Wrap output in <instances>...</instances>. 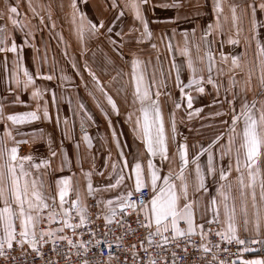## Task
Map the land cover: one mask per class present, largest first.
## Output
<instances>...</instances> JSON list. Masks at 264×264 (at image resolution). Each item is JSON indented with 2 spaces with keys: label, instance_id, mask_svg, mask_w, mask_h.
<instances>
[{
  "label": "snow or ice",
  "instance_id": "1",
  "mask_svg": "<svg viewBox=\"0 0 264 264\" xmlns=\"http://www.w3.org/2000/svg\"><path fill=\"white\" fill-rule=\"evenodd\" d=\"M208 2L205 0V3ZM27 3L32 16H39V23L43 25L45 18L38 11L43 6L34 4L33 0H27ZM80 3L87 5L89 0H80ZM210 3L215 20L207 25L200 37L204 45L203 55H200L201 45L197 43L193 45L196 49L193 58L188 31L180 33L184 37V46L173 49L171 39L177 34L173 28L166 46L169 52L179 51L180 56L185 58L183 64H178L173 58L168 73L160 70L158 80L155 68L149 76L141 60H131L130 83L135 110L127 115L126 121L132 124L135 138L144 146L148 157L146 166L140 157L129 164L124 151L126 143L122 144L113 128L111 137L118 160L112 159L109 148L101 169L96 168V157L93 156L90 170L84 171L77 155L76 163L86 180V188L81 187L79 180L75 179L76 173L71 171L72 161L63 147V140L59 152L52 148L53 140H47V158L32 153L19 154V146L29 141L16 140L7 122L13 126L30 125L41 120L52 122L53 117L45 99L49 90L37 87L35 81H51L53 76L43 75L38 69L35 75L30 72L23 63L15 40L10 46L5 43L11 37L7 25H0V53L15 54L11 68L7 56L2 62L6 75L5 91L14 97L10 103L28 107L21 100V93L30 89H34L31 100L35 103L32 110L5 115L7 96L0 97V122L5 125L0 134V264H36L37 260L40 264H61V260L64 264H72L73 256L79 264H264V259H243V254L255 251L252 245L264 247V100L254 99L250 102L243 98L237 110L236 100L240 93L234 91L239 83L236 79L239 71L244 74L246 85L256 75L264 93V0H210ZM19 4L20 0L15 5L7 4L5 0L4 10H0V20L7 18L12 26L23 30L28 24L18 18L21 15ZM183 6L182 0H103L104 11L114 10L116 13L106 26L102 18L98 17L95 22L89 19L87 13L80 10L77 0L71 3L78 37L83 40L86 34L90 37L103 35L121 58V50L129 43L124 40L125 35L139 33L135 41L137 44L151 40L150 23L161 21L150 20L148 12L154 16L157 9L179 10ZM128 13L133 15L139 27L130 28L127 33L114 31L116 22ZM48 19L51 20L50 12ZM179 19L177 15L166 22L177 23ZM184 19L188 20L189 17L185 16ZM245 21L247 28L244 27ZM225 25L229 26L227 32ZM55 26L53 22L51 27ZM26 35H32L31 29ZM191 35H196L195 28L191 30ZM210 36L214 39L209 40ZM224 36L226 40L220 39ZM114 37H118L119 41ZM242 40L245 45L243 52L223 51L225 43L239 47ZM217 42L220 45L219 60L214 53ZM151 47L155 49L156 45L152 44ZM253 48V58L249 59L247 53ZM148 63L150 65L151 61ZM185 65L191 74L187 83L181 79ZM220 65L227 66V72ZM205 71L206 78L203 75ZM90 75L97 88L104 93L111 111L119 116L116 101L104 91L95 75ZM221 76H228L227 87L224 88L225 100L219 99L221 84L218 78ZM170 79L180 92V100L174 102L170 113L173 143H177V136L180 135L175 117L182 102H186L188 119L204 111L203 108H193L196 99L191 94L193 89L203 95L205 85H211L216 93L212 106L224 102L229 104L232 115L227 141L220 145L216 153L213 148L223 139V134L207 147L201 146L191 159L187 137H184L185 142L177 143L175 151L169 155L168 129L160 98L162 95L172 98L171 92L162 91L168 87ZM121 91L124 89L121 88ZM229 94L232 95L230 100L227 99ZM51 96L55 103V92ZM81 110H84V105L78 104L77 111ZM104 115L108 117L109 113L105 111ZM222 115L226 113L217 111L210 114L212 117ZM88 119L91 120V116ZM222 123L226 124L227 121ZM55 124L57 127L61 124L58 113ZM63 124L64 139H71L67 118ZM109 127H112L110 119ZM81 130L82 141L91 149L93 142L84 130L83 120ZM16 135H30L33 144L43 140L42 129L31 133L18 130ZM9 141L12 146H9ZM74 147L79 154L80 142L74 141ZM205 154L206 163L202 165L200 158ZM58 155L61 156L59 171L67 168L71 175L61 176L49 184L44 177L49 174L47 170L51 169V160ZM156 158L159 165L154 163ZM225 159L227 164H224ZM164 164L168 165V171L161 175ZM109 168L111 171L105 177ZM233 172L236 175L230 179ZM93 175L104 177L109 182L94 186ZM127 181H131V187ZM209 182L215 187V194L211 193ZM120 188L124 190L118 191L114 197L100 195ZM88 198H92L94 203L89 205ZM91 207L97 211L92 213ZM241 230L248 234L245 238H241ZM212 237L216 238L215 241ZM232 244L238 246L237 253L229 252L228 246ZM46 246L49 247L47 254L44 251ZM105 250L109 255L102 259ZM17 252L18 255L15 254ZM89 253L93 254L89 256ZM223 254L235 255L236 259H221Z\"/></svg>",
  "mask_w": 264,
  "mask_h": 264
},
{
  "label": "crops",
  "instance_id": "2",
  "mask_svg": "<svg viewBox=\"0 0 264 264\" xmlns=\"http://www.w3.org/2000/svg\"><path fill=\"white\" fill-rule=\"evenodd\" d=\"M11 1V0H8ZM71 1V0H70ZM5 3V0H2ZM171 2V0H167ZM184 6L179 9H169L161 10L157 9L155 15L151 12H148L150 20L159 19V23H150V30L152 31L151 40H145L143 43L137 44L136 38L139 35L137 32H133L130 36L125 35L124 40L129 41L126 43L121 50L123 53V58L120 55H117L113 51V46L108 42L107 38L103 35L99 37L85 35V38L81 40L76 31V24L73 23V9L70 7L69 2L67 1L68 6L66 8L58 9V17L54 19L55 28H52L51 25L47 28L50 35H52L55 43L48 44L47 46L35 45L28 50L25 46L19 48L20 54L23 57V63L30 70L37 71V69L44 73L48 68L52 69L51 75L53 79L47 84H51V91L45 94V99L48 101L49 112L53 117V121H37L30 125L22 126H13L11 122H7L8 128L11 130L13 136L16 140L26 139L29 141L27 144H21L19 146V154L27 155L29 153L34 154L37 157L47 158L49 156V149L47 147V140L51 138L53 140L52 148L57 152L60 151V142L63 140V147L66 150L71 164V171L76 173L75 179L79 180V183L82 188H86V180L80 174V167L77 165V155L80 157V164L82 165L84 171H88L91 168V157L95 156L96 168L99 170L105 163V158L108 155V149H111L112 159L118 160L117 149L115 144L112 142L111 133L113 128L120 136L122 144L126 143L124 148L125 154L127 155L129 164L133 162V159L136 157L141 158L142 164L146 166L147 155L145 153L144 146L135 138V134L132 130V124L126 121V117L130 112H134L135 108L132 104V85L130 83V75L132 72L131 60L133 58L139 59L143 62L142 67H144L150 76L153 68L157 70L156 76L157 79H160L159 72L163 70L165 74L168 73L170 69V64L173 58H175L178 64H183L185 58L180 56L178 50L169 52L167 44L169 40L168 36L171 35L172 29H176V35L172 37L171 44L173 49L177 47L184 46V37L180 33L184 31L189 32V48L193 58L196 56V49L193 47L194 44L199 43L201 45L200 55H203V42L200 37L203 30L207 27L209 23H213L215 16L211 11L210 0L208 3H205V0H190V2H184ZM239 2V0H238ZM9 4V2H7ZM95 6H89L84 9L83 12L87 13L89 19L94 22L99 18H102L107 23L112 20L115 16L114 10L104 11L103 9V0H96ZM88 4L92 5V0ZM2 5V4H1ZM202 5V7H201ZM81 10V6L79 7ZM225 11L227 12V6H225ZM24 14L26 15L25 11ZM179 15L180 19L177 23L166 22L169 18H174ZM189 17L188 20H185L184 17ZM24 15H20V18H23ZM78 22V21H77ZM51 23V24H52ZM139 27L136 23L133 15L128 13L121 20L117 21L114 27V31H121L127 33L130 28ZM228 25H225V32L228 30ZM244 27L247 28V21L244 22ZM196 29V35H191V30ZM36 34V31L34 33ZM43 31H40L41 36L44 35ZM56 34H59L64 41L69 54L59 46L58 41L56 40ZM119 41L118 37H114ZM209 40L214 39V37H208ZM220 39H225L226 36L220 37ZM135 44V45H133ZM152 44L156 45V48L151 47ZM58 46V47H57ZM245 45L240 44L239 47H233L225 43L223 51L225 53L230 52H243ZM219 51L220 45L217 42L214 45V53L217 60H219ZM64 56H61L62 54ZM253 49H249L247 55L248 58H253ZM46 57V59H45ZM73 65L75 71L67 66L65 58ZM159 57V61H157ZM65 60V61H64ZM11 61L9 60V68H11ZM149 61L151 64L149 65ZM225 68L227 72V66L220 65ZM197 67H200L197 64ZM66 69L63 71V69ZM58 69V70H56ZM30 71V72H32ZM62 71V72H61ZM66 72V73H65ZM33 73V72H32ZM93 73L95 77L100 81L109 95L117 103V107L120 110V115L117 116L111 111L110 106L107 104V100L104 96V93L97 88L93 76L90 75ZM34 74V73H33ZM78 74V75H76ZM205 78L207 77V72L203 73ZM66 77V79H65ZM115 78V79H114ZM181 79L184 83H187L191 79V74L186 68V65L181 71ZM236 79L239 83L236 85L234 91L240 93V97L236 100V108L239 110L241 99L246 98L248 101L252 100H264V93L261 92L258 80L256 75H253L250 84H245V76L243 73L237 71ZM54 80V81H53ZM38 81V80H37ZM228 76H221L218 78V82L221 84L220 89V100H225L224 88L227 87ZM63 85H68L66 88ZM6 88V75L3 69V75L0 78V97L7 96L6 106L4 108L5 115L22 113L24 111L32 110L35 108V103L31 100V91H25L21 93V100L28 105L25 107L23 105H11V101L14 99L12 95L5 91ZM121 88L124 91H121ZM2 90V91H1ZM162 91L171 92L172 98L169 99L167 96H161V105L164 114L165 126L168 129L169 136V155H171L177 146V143L185 142L184 137H187L186 143L189 146V159L199 151L200 147H207L217 136L223 134V139H221L213 148V152L216 153V150L222 144H226L228 136V128L231 125V108L227 102L222 104L217 103L216 106H212L213 100L216 98L215 90L211 85H205V93L203 95L197 94L194 89L192 90V95L196 97L194 100L193 108H203L204 111L201 112L198 116H194L192 119H188L186 109V102H182V107L176 112V123L177 130L180 135L177 136V143L171 141V131H170V113L173 111L174 102L180 100V92L174 86L172 80H168V87ZM187 91V90H186ZM55 92L56 102L53 103L51 93ZM227 99H232V95L229 94ZM34 105L29 107L30 105ZM78 104L84 105V110L77 111ZM103 109V111H102ZM107 111L109 116L106 117L104 112ZM217 111H222L226 115L212 117L210 114H214ZM85 112L87 115H85ZM59 114L61 124L59 127L55 124V117ZM88 116H91V120L88 119ZM67 118L69 121L68 129L71 130V139H64L63 132L65 126L63 120ZM109 119L111 120L112 127H109ZM135 119V116H133ZM84 122V130L90 135L93 147L88 149L87 146L82 141V130H81V121ZM222 121H227V123H222ZM4 122H0V134L4 131ZM242 126V125H241ZM43 130V140L39 141L36 144L32 143V137L30 135L18 136L16 135L17 131H22L24 133H31L35 130ZM74 141L80 142L79 154L74 147ZM9 146H12V143L9 141ZM33 144V150H31V145ZM141 154H143L141 156ZM207 155L201 156L200 162L202 165L206 163ZM227 159L224 160V164H227ZM154 163L159 165V160L156 158ZM178 163V158H177ZM61 165V156L51 160V169H48V175L44 179L49 183L53 184L55 179L61 176L71 175L67 170L59 171ZM192 165H189V170H191ZM41 171H45L41 169ZM111 169L109 168L105 172V177ZM168 171V165H163V171L161 175L166 174ZM236 173L233 172L230 179H234ZM92 182L94 186L108 183L104 177L93 175ZM210 183V191L212 194H215V187ZM129 187H131V181H127ZM123 188H120L116 191L110 193H101L105 198L114 197L117 195L118 191H123ZM86 194V193H85ZM92 198H88L87 203L90 205ZM248 234L244 233L242 230L240 232L241 238H245ZM261 247V246H260ZM261 250L247 259H264V247L260 248Z\"/></svg>",
  "mask_w": 264,
  "mask_h": 264
},
{
  "label": "rangeland",
  "instance_id": "3",
  "mask_svg": "<svg viewBox=\"0 0 264 264\" xmlns=\"http://www.w3.org/2000/svg\"><path fill=\"white\" fill-rule=\"evenodd\" d=\"M67 1L69 2L68 4H70V7H71L72 0L71 1L70 0H33L34 4H39V5L43 6L42 10H40L38 8V11H40V15L44 16V18H45L44 24L41 25L39 23V16L33 17L31 12L29 11L27 0H20L19 11H20V14L22 13V15H24V17L20 18V16H19L18 18L21 21H23L25 24H28V27L21 30L19 27L12 26L7 18L0 20V25H7L8 31L11 33L10 39L7 40L5 43L10 46L12 40L14 39L18 45V51H20L19 48L24 47V46L28 50H30L34 45H35V47H38V45H36V43H38L39 45H44V46H47L48 44L52 45V43H55V41L52 38V35H50L47 28L51 25L52 21H54V19L59 16V14L57 13L58 12L57 10L61 9V7L66 8V6H68V5H66ZM89 1H91V0H89ZM95 1L96 0H92V5L91 4L85 5L83 3H80V0H77L78 6L79 7L81 6V11H84L85 8H87V10H89L90 9L89 6H95L96 5ZM7 2H9V5H15L17 3V0H11V1L7 0ZM49 5H50V7H49ZM4 6H5V3L2 2V0H0V10H4ZM24 11H25L26 15L24 14ZM49 12L51 13V20L48 19V13ZM29 29H31V31H32L31 36L26 35V33L29 31ZM43 30H44V33H46V34H44L46 36L38 35V33L40 34V31H43ZM35 31H36L37 35L34 34ZM55 36H56V40L59 43V46L60 47L62 46V48L69 54L67 47H66L64 41L62 40V37L59 34H56ZM133 45H135V44H133ZM60 53L62 54V52H60ZM14 55L15 54L10 53V52L9 53H0V78L3 75V63L2 62L5 58V56H7L8 61H9V60L14 59ZM61 56H64V55L62 54ZM64 58L66 60L67 66L69 68H71L73 71H75L73 65L70 64V62L66 59V57H64ZM28 69H29V71H32V70H30V68H28ZM56 70H58V69H56ZM65 70L66 69L64 68L63 71H65ZM32 72L35 75L36 71L33 70ZM51 73H52V69L48 68L44 71V73H41V74L51 75ZM76 75H78V74H76ZM37 80L35 81L37 87H39L41 89H48L49 91H51V89H50L51 84H47V82H50L49 80H44V79H37ZM63 86L66 88L68 85H63ZM30 90H34V89H30ZM29 105H30L29 107L34 106L31 104H29ZM31 146H32L31 150L34 151L32 149L33 144Z\"/></svg>",
  "mask_w": 264,
  "mask_h": 264
},
{
  "label": "built area",
  "instance_id": "4",
  "mask_svg": "<svg viewBox=\"0 0 264 264\" xmlns=\"http://www.w3.org/2000/svg\"><path fill=\"white\" fill-rule=\"evenodd\" d=\"M93 203H94V201L91 200L90 205L93 204ZM90 211H91L92 213H95V212L97 211V209H96L95 207H91V208H90ZM68 234L70 235L71 233L69 232ZM85 239H87V237H85ZM212 239L215 241L216 238H215V237H212ZM197 243L199 244V238H197ZM228 247H229V252H230V253H237V250H238V246H237V245L232 244V245H229ZM251 247H253V248L255 249V251H252V252H248V253L243 254V259H247V258H249L250 256H252L253 254H255V253H257V252H259V251L261 250V249H260L261 247H260L259 245H252ZM44 251H45V253L47 254V253L49 252V247L46 246L45 249H44ZM94 251H95V250H94ZM15 254L18 255L19 253L17 252V253H15ZM92 254H93V253H89V256H91ZM96 254H97V255H100V253H96ZM108 255H109L108 251L105 250V251H103L101 258H102V259H106V258L108 257ZM194 255L198 256L199 253H194ZM209 258H210V257H209ZM220 258H221V259H227V260L231 261V260H233V259H236V256H235V255L223 254V255H221ZM36 264H40V261L37 260V261H36ZM61 264H64V261H63V260H61ZM72 264H79V262H78V260H77V258H76L75 256L72 257Z\"/></svg>",
  "mask_w": 264,
  "mask_h": 264
}]
</instances>
